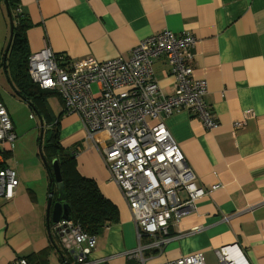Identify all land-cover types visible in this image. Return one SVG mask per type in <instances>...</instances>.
Here are the masks:
<instances>
[{"label":"crops","instance_id":"crops-1","mask_svg":"<svg viewBox=\"0 0 264 264\" xmlns=\"http://www.w3.org/2000/svg\"><path fill=\"white\" fill-rule=\"evenodd\" d=\"M16 6L26 24L20 36L29 55L48 48L71 59L128 60L140 43L162 30L195 36L192 76L206 81L203 101L215 125L206 127L186 111L165 123L193 170L194 183L206 191L171 227L163 248L144 256L145 264L193 252H201L205 264H217L215 250L234 243L249 264H264V0H0V100L8 104L15 135L12 144L0 146V168L17 173L12 198L0 197V264L20 259L34 264L43 251L42 264L63 257L62 262H73L75 256L54 229L49 236L41 127L32 134L20 120L19 110L31 101L15 94L12 73L3 65ZM13 24L12 30L16 20ZM11 45L6 62L17 51ZM150 64L162 92H171L175 80L166 58L151 55ZM57 129L61 147L80 145L76 172L92 180L118 210V221L96 236L88 264H141L128 253L138 244L135 223L99 151L85 141L78 121Z\"/></svg>","mask_w":264,"mask_h":264},{"label":"built area","instance_id":"built-area-1","mask_svg":"<svg viewBox=\"0 0 264 264\" xmlns=\"http://www.w3.org/2000/svg\"><path fill=\"white\" fill-rule=\"evenodd\" d=\"M15 12L20 14L21 8L16 6ZM195 41L188 31L167 29L140 43L128 60L71 59L48 48L28 55L31 80L56 92L64 111L78 115L85 141L99 151L109 180L124 196L138 242L128 253L141 264H145L143 250L162 249L171 227L194 210L195 200L206 191L194 183L193 171L165 123L168 116L186 111L206 127L215 125L213 112L203 101L206 81L192 76ZM157 53L166 58L174 76V88L168 93L160 89L150 64V56ZM14 137L11 117L0 100V146L12 144ZM16 178L14 169L0 168V197L12 198ZM56 227L65 247L75 253L74 261L66 264H88L96 237L71 219H60ZM141 237L151 241L141 244ZM215 257L217 264H249L235 243L219 247ZM19 264L27 263L20 259ZM160 264H205V260L201 252H193Z\"/></svg>","mask_w":264,"mask_h":264},{"label":"trees","instance_id":"trees-1","mask_svg":"<svg viewBox=\"0 0 264 264\" xmlns=\"http://www.w3.org/2000/svg\"><path fill=\"white\" fill-rule=\"evenodd\" d=\"M11 17L13 21L16 20L11 47L16 45L17 51L9 55L7 62L4 60V67L8 66L12 73L13 81L15 82L13 87L15 88L17 86V89H14L15 94L23 100L26 99L27 102L30 99L31 104L34 102V106L39 105L42 109H45L43 102H45L46 96L51 93L57 95V93L38 88L28 77L26 69L29 54L23 45V38L20 36V28L25 27L26 24L24 19L18 16V14L11 15ZM20 49L21 53L18 52ZM58 98L60 97L58 96ZM56 133L57 135L59 134L58 129ZM55 141L58 142V139ZM47 146L50 147V150L47 152L42 148L39 149V153L42 155L41 157L46 161L48 176L47 193H52L53 197L56 192V181L54 180L51 161L47 159V157H52L59 165L63 187L70 207V219L78 223L91 236H98L106 227L118 221L119 215L117 207L101 194L92 180L83 178L76 172L75 154L80 151V145L79 147L75 145V147L63 148L53 141L48 143ZM49 153L50 156H48ZM154 250V248L148 249L147 254H151ZM34 257V264H42L47 256L46 252L43 251L37 253ZM63 259L64 257L60 259L61 262ZM66 260L62 263L66 264L71 262H66ZM27 261L25 260L26 263Z\"/></svg>","mask_w":264,"mask_h":264},{"label":"rangeland","instance_id":"rangeland-1","mask_svg":"<svg viewBox=\"0 0 264 264\" xmlns=\"http://www.w3.org/2000/svg\"><path fill=\"white\" fill-rule=\"evenodd\" d=\"M165 67L168 68L167 65H165ZM35 85L38 87L37 84ZM92 91L96 92L95 83L92 85ZM10 98H13V97H10ZM4 103L5 105L7 104L6 100L4 101ZM44 105H45V109H42L39 105L34 106L33 104L31 105L26 104L25 108L19 110V113H20L19 117H20V120L24 122V125L27 128L29 127V132L32 134L35 133L37 126L40 127L42 125L43 130H42L41 148L45 152H47L48 150H50V147L47 146L48 143H51L54 141V143L59 144V142L55 141L56 139H58V135L56 133L58 126L59 128L60 127L67 128L68 125L72 123L73 121H78L81 126V122L76 113H73V112L69 113V112L64 111L63 106H62V101H60L58 96L54 93H51L46 96ZM57 120H59L58 125L52 124V123H55ZM40 121H41V125H40ZM38 134H39V131H38ZM48 156H50V153ZM150 241H151L150 237H141L140 239L141 244H147ZM147 252H148L147 249L143 250L144 255H146ZM88 259L90 260L91 258H88ZM48 264H63V263L54 260V261L48 262Z\"/></svg>","mask_w":264,"mask_h":264},{"label":"water","instance_id":"water-1","mask_svg":"<svg viewBox=\"0 0 264 264\" xmlns=\"http://www.w3.org/2000/svg\"><path fill=\"white\" fill-rule=\"evenodd\" d=\"M9 14V13H8ZM13 20L10 17V28L11 31H13ZM11 36H9L8 39V43L6 44L5 47V53L3 55V65H4V60L7 54V51L11 45ZM40 125H41V121H40ZM42 127V125L40 126ZM42 129V128H41ZM42 133V131H41ZM41 136V134H40ZM45 162V160H44ZM51 166H52V170H53V174H54V180L56 181V192L55 195L52 197V193H50L48 195L47 198V204H46V222H47V230L49 233V236H51L50 234V229H54L59 235H61L60 228L56 227V223L60 220V219H65V220H69L70 216V207L69 204L67 202V197H66V193L63 187V183H62V178H61V174L59 171V165L57 163V161L53 160L51 162Z\"/></svg>","mask_w":264,"mask_h":264},{"label":"clouds","instance_id":"clouds-1","mask_svg":"<svg viewBox=\"0 0 264 264\" xmlns=\"http://www.w3.org/2000/svg\"><path fill=\"white\" fill-rule=\"evenodd\" d=\"M17 14V13H16ZM28 73V72H27ZM30 78V77H29ZM31 79V78H30ZM32 81V80H31ZM33 82V81H32ZM34 83V82H33ZM36 84V83H35ZM39 87V86H38ZM40 88V87H39ZM42 128V127H41ZM43 130V128L41 129V131ZM41 139H42V133H41V137H40ZM40 149V148H39ZM52 167V166H51ZM193 171V170H192ZM13 193H14V191H13ZM3 198V197H2Z\"/></svg>","mask_w":264,"mask_h":264}]
</instances>
